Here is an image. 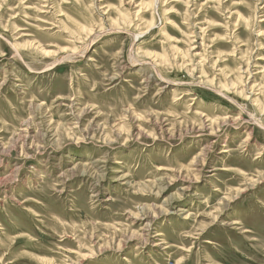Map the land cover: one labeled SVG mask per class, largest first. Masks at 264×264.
<instances>
[{
  "label": "rangeland",
  "instance_id": "rangeland-1",
  "mask_svg": "<svg viewBox=\"0 0 264 264\" xmlns=\"http://www.w3.org/2000/svg\"><path fill=\"white\" fill-rule=\"evenodd\" d=\"M0 264H264V0H0Z\"/></svg>",
  "mask_w": 264,
  "mask_h": 264
}]
</instances>
